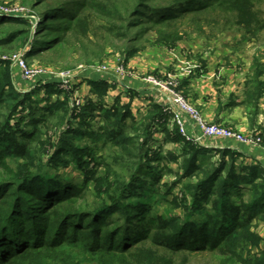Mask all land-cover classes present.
<instances>
[{
  "label": "trees",
  "instance_id": "obj_1",
  "mask_svg": "<svg viewBox=\"0 0 264 264\" xmlns=\"http://www.w3.org/2000/svg\"><path fill=\"white\" fill-rule=\"evenodd\" d=\"M22 2L39 9L38 19L0 10V52L10 56L22 50L27 60L79 55L78 61L92 63L107 47L121 44L116 49L128 61L148 31H161L165 43L176 42L179 25L189 18L201 23L215 16L212 22L237 29L248 41L264 30V15L257 7L264 0ZM254 65L244 92L248 112L264 85V61L257 58ZM13 76L12 61L0 58V264H84L72 255L74 249L96 264H179L180 256V264H186L189 256L206 252L220 264H264V250L250 254V246L258 247L262 239L253 226L264 221L260 166H246L229 148L217 157L188 141L179 126L171 132L170 118L159 103L152 102L139 118L131 102L122 103L120 97L109 105L105 80H87L96 98L83 99L80 106L73 105V82L67 90L45 81V104L38 107L33 94L42 90L41 83L35 90H20ZM53 94L57 98L51 101ZM162 129L165 143L182 147V176L196 179L185 188L190 194L180 204L187 209L182 218L153 214L143 196L162 176L149 170L152 181L146 182L137 174L149 157L148 138ZM100 145L119 150L113 161L96 158ZM167 154L177 162L172 151ZM123 157L131 159L133 172L121 180L111 170L121 166ZM167 158L156 152L147 162ZM71 165L83 173L81 181L52 172L53 167Z\"/></svg>",
  "mask_w": 264,
  "mask_h": 264
},
{
  "label": "rangeland",
  "instance_id": "obj_2",
  "mask_svg": "<svg viewBox=\"0 0 264 264\" xmlns=\"http://www.w3.org/2000/svg\"><path fill=\"white\" fill-rule=\"evenodd\" d=\"M0 7H8L9 10L16 12L19 8L24 9L23 14H18L21 17H29L33 19L35 17L38 19L37 10H33L30 4H25L22 0H0ZM262 15H264V2L257 4ZM16 14V13H11ZM16 16V17H18ZM198 18V17H197ZM215 18V16H214ZM212 16H208L202 20L201 23H197L198 20L189 18L185 19L180 25V32L175 34L179 36L176 42L165 43L161 39L163 33L161 31L153 30L148 31L144 36V39L136 43L134 46L137 48V52L134 56L129 57L128 61H125V52L122 49H116L117 44L114 46H109L105 50V54L101 59H97L92 63H85L79 60V55H72L70 58L62 60H51V57L45 58V60H39L38 58H28L27 64L31 67H42L52 70L54 72L60 73L63 71H70L74 75L78 72H96L100 75L107 74V76L115 73L119 77H132L137 74V71H143V74L138 76L146 80L149 77H154L160 82H167L169 78L174 77L177 81L175 89H177L186 99V101L194 108L198 109L193 105L184 93L180 90V83L187 75L192 74L195 70H207L206 62L211 59L214 60V65L211 66V70L221 72L222 74L239 73L244 74V76H249V72L253 71L255 67V59H260L264 61V30L261 31L257 38H249V41L245 39L237 29L232 27L225 28L223 24H217L212 22L214 19ZM13 54V53H12ZM0 58H6L9 60V55L0 52ZM51 61V62H49ZM73 65L71 68H64L66 65ZM12 67L14 71L13 79L16 86L20 90H32L38 83L43 86L39 93L33 94L34 104L41 107L45 104L43 97L46 95L45 81H52L60 87V81L58 79H46L42 78L37 81H32L26 79L22 71L18 66L12 62ZM205 68V69H204ZM163 71V73L160 72ZM209 71V70H208ZM160 72V73H159ZM224 72V73H223ZM73 75V76H74ZM183 78V79H182ZM112 80L113 78L110 77ZM171 80V79H170ZM75 81V76L72 82ZM149 83V82H148ZM77 85V84H76ZM153 86H156L152 84ZM158 87V86H156ZM159 88V87H158ZM35 90V88L33 89ZM166 91V90H165ZM80 92V91H79ZM77 91V93H79ZM96 97V96H95ZM57 98L56 94L52 95L51 101ZM201 112V111H200ZM202 113V112H201ZM139 118L141 114L136 113ZM54 128H52L53 130ZM173 129H171V132ZM167 133H162L161 135L148 138V144L146 146V152L149 157L145 158L144 166L137 170L138 176L142 177V180L152 181V179L147 175V171H153L155 173L161 174V180L157 184H150L149 189H147L146 197L150 203L151 210L153 214H157L164 218L172 217H184L187 209L181 206L182 199L185 194H190L185 191L189 182L196 181L195 178L188 179L183 177V170L181 168L182 157H180V152L182 147L179 146L178 142H168L162 143L159 138H165ZM101 146V145H100ZM168 151H172L175 156H178L177 162L170 159ZM119 152L118 149L112 150L110 148H101L97 151L96 158H105L106 160L113 161L115 154ZM157 153L168 155L167 159L160 162L148 163L147 160L150 155H155ZM102 156V157H101ZM147 157V156H146ZM123 162L121 166H115L111 170L112 174H120L119 179H124V176L131 174L133 171L129 168L131 166V159L129 157H123ZM155 166V170L151 167ZM102 169V168H101ZM105 168H103L104 170ZM52 172L65 174L68 179H73L75 181H81L83 178V173L73 165L66 168L60 166L59 169L56 167L52 168ZM115 180V178H111ZM90 191L93 192L92 185ZM185 192V193H184ZM134 200L136 197H130ZM190 200V196L187 197ZM254 229L260 235H264V221H256L254 223ZM259 247V246H258ZM258 247L250 246V254L257 252ZM69 249L67 247L65 249ZM244 255L249 254V248L242 250ZM73 256H78L84 264H96L87 260V258L79 253L76 249L72 252ZM189 256V255H187ZM188 262L186 264H220V261L216 260L210 253H199L188 257ZM178 263L182 261V257L177 258ZM232 264H240L234 262Z\"/></svg>",
  "mask_w": 264,
  "mask_h": 264
},
{
  "label": "crops",
  "instance_id": "obj_3",
  "mask_svg": "<svg viewBox=\"0 0 264 264\" xmlns=\"http://www.w3.org/2000/svg\"><path fill=\"white\" fill-rule=\"evenodd\" d=\"M207 70H195L192 74L187 75L180 83V90L184 93L187 99L195 105L202 112V115L210 122L219 123L228 127L234 128L243 133H250L259 131L263 137L261 146L244 144L234 140L212 139L205 138L203 143H195L211 152L217 157L220 150L229 148L238 152L240 162L246 166L258 165L264 169V85L262 95L257 100L256 104L249 102V112L247 111L244 102V92L246 89L247 79L254 76V72H249V76L239 73H217L211 70L214 65V60L206 62ZM205 69V68H204ZM209 70V71H208ZM82 72V71H81ZM78 72L75 74V81L78 95L87 100L88 98H96L91 91V87L87 80L99 79L105 80L110 85L107 95L104 100L112 105L115 100L120 97L122 103L131 102V109L133 114L136 113L144 115L149 110L152 102L161 104L162 106L169 105L170 110H165L166 115L170 118L168 121L169 129L179 126L175 121V111L181 114L187 130L190 134H197L199 132L197 125L193 118L185 111L181 110L174 102L170 94L162 88L153 86L144 78L139 77L143 71L132 77H119L115 73L107 76V74L100 75L96 72ZM163 73L162 70H160ZM159 72V73H160ZM113 78L112 80L110 79ZM264 83V74L260 76ZM252 84H249V89ZM131 92H134V97L131 98ZM230 102H233L232 104ZM163 129L155 133L154 138L163 133ZM157 141L165 143L164 138H159ZM192 142V141H191ZM180 146V144H179ZM261 241L258 250H264V235L261 234Z\"/></svg>",
  "mask_w": 264,
  "mask_h": 264
},
{
  "label": "built area",
  "instance_id": "obj_4",
  "mask_svg": "<svg viewBox=\"0 0 264 264\" xmlns=\"http://www.w3.org/2000/svg\"><path fill=\"white\" fill-rule=\"evenodd\" d=\"M2 13L7 15H18L23 14L24 9L19 8L14 11L8 9V7H0ZM16 13V14H11ZM9 59L20 68L23 76L32 81H37L42 78L46 79H58L60 81L61 87L65 89H70L72 81L74 79V73L70 71H63L60 73L54 72L47 68L42 67H31L27 64V59L25 57V51H18L9 56ZM74 75V76H73ZM171 79V80H170ZM147 82L158 86L166 90L173 99V102L180 107L181 110L187 112L195 121L199 132L197 134H190L187 130L186 124L181 117V114L175 111V121L179 125V130L181 134L188 140L194 143H203L205 138L212 139H223V140H234L236 142H241L244 144L261 146L263 143V137L259 131H254L250 133H243L234 128L228 127L223 124L214 123L208 121L200 112V110L192 107L184 98V96L175 89L177 81L174 77L168 79L167 82H160L154 77H149L146 79ZM83 103V99L78 95L77 90L73 96V105L80 106ZM165 110H170L169 105L164 106Z\"/></svg>",
  "mask_w": 264,
  "mask_h": 264
}]
</instances>
